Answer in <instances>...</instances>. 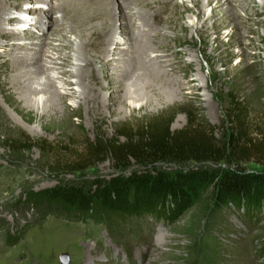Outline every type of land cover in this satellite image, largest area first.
<instances>
[{"label": "rangeland", "instance_id": "1", "mask_svg": "<svg viewBox=\"0 0 264 264\" xmlns=\"http://www.w3.org/2000/svg\"><path fill=\"white\" fill-rule=\"evenodd\" d=\"M207 1L171 0L174 6H168L165 12L154 17L155 22L159 17H169L172 22L167 25L154 23L152 10L140 9L145 3L143 0L139 1L141 6L134 2L130 6L149 15L147 24L150 28L158 27L168 34L169 48L153 56L161 57L170 65L168 70L173 78L189 81L197 89L193 95L189 96L190 91H187L164 99L161 105L137 108L132 112L126 109L111 116L105 113L102 117L88 113L84 104L79 105L70 99L65 102L70 111L63 122L59 125L55 120L50 125L45 120L42 128L36 112H27L21 106L14 108L0 94V264H264V211L250 208L244 214L235 206L214 204L209 192L170 224L148 216L109 220L97 207L92 215H80L55 202L32 200L29 195L58 185H80L86 189L94 179H108L120 171L111 157L90 161V168L79 171L65 166L63 158L71 152L72 144L81 148L83 142L116 138L121 126L141 125L172 113L176 114L171 130L181 129L192 116L220 127L227 122L232 101H237L246 110L250 136L260 139L257 133L264 127V42H258L257 38L264 39V28L253 25V31L257 33H250L249 38L255 40L256 49L245 47L249 55L239 56L240 47L233 45L228 56L222 51L237 40V34L231 39L226 37L231 27L221 25L220 21L216 22L220 31H214L207 18L215 2L208 5ZM18 2L11 0L5 6L18 5ZM46 2L50 7L39 12L46 14L41 20V24H45L41 27L45 42L53 41L46 39V35L57 25L54 19L58 22L57 29H63L60 26L63 18L52 8L55 1ZM240 4H246L253 15L262 14L254 20H264V0H234L232 6L238 16L244 18L246 13L237 7ZM33 5V0L27 1L17 7V14H8L7 17H18L20 9L28 11ZM224 9L218 8L219 16ZM138 16L137 11L128 21L117 17L113 26L112 50L116 44L126 51L130 41L123 44L127 38L122 31L125 27L138 30L137 26L142 24ZM25 19L32 22L28 16ZM166 26L171 29L167 30ZM199 29L202 32L199 33ZM28 31L30 29L25 28L19 43L30 39L27 35L31 32L26 33ZM157 34L154 30L153 35L160 39ZM214 39H219L223 46L216 52L212 51L217 45ZM243 42L248 44L249 40ZM4 45V42L0 43V47ZM64 51V54L69 53L70 47L65 46ZM110 60L111 54L105 60L101 58L95 66L100 75L110 74L106 67ZM113 94L111 91L106 94L107 103L117 106ZM221 133L219 130L216 136ZM22 136H28L34 142L66 147V151L50 152L45 147L16 151L7 146V140L21 139ZM119 140L123 141V137ZM257 162L253 157L239 165L247 171H263L264 167ZM204 165L215 167L209 163ZM190 166L193 164H156L157 168L169 172ZM135 168L139 167L134 166L125 172ZM62 256L66 257L65 262H62Z\"/></svg>", "mask_w": 264, "mask_h": 264}, {"label": "bare ground", "instance_id": "2", "mask_svg": "<svg viewBox=\"0 0 264 264\" xmlns=\"http://www.w3.org/2000/svg\"><path fill=\"white\" fill-rule=\"evenodd\" d=\"M10 1L0 0V43H5L0 47V94L14 108L21 106L27 112H36L42 128L45 120L50 125L55 120L59 125L63 122L70 111L65 102L70 99L79 105L84 104L88 113L102 117L105 113L111 116L126 109L132 112L137 108L161 105L170 96L183 95L187 91H190V96L197 91L189 81L173 78L171 70H168L170 65L161 57L153 56L161 50L166 52L169 37L163 29L150 28L147 24L149 15L145 12L130 8L133 2L141 6L139 1L142 0H54L52 8L63 18L60 25L63 29H57L58 22L54 19L57 25L46 35V39L53 41L46 42L41 28L45 25L41 20L46 14L39 13L50 7L46 0H33L34 5L39 3L41 7L33 5L28 11L20 9L19 14L22 15L18 17H7L8 14H17V7L31 0H19L18 5L6 7ZM143 1L145 3L140 9L152 10L154 23L167 25L172 22L169 17H159L158 22L154 20L155 15L165 12L168 6H174L171 0L167 3L165 1L168 0ZM232 2L234 0H208V5H214L207 20L212 22L216 33L220 31L217 21L231 27L226 37L231 39L233 34H237L238 38L222 52L229 56V49L236 45L240 47L239 56L243 57L249 55L245 47L256 49L255 40L249 38V34L257 33L253 31V25L264 28V20H254L262 14L253 15L246 4L237 5L246 13L244 18H240ZM220 7L225 8L221 16L218 12ZM137 11L142 20L138 30L125 27L122 31L127 38L123 44L130 41L126 51L123 52L116 44L112 50L113 26L117 17L128 21ZM25 16L32 22L28 23ZM25 28L30 29L26 32H31L27 35L30 39L19 43ZM154 30L158 36L160 34V39L153 35ZM197 31L200 33L202 29ZM245 39L249 40L248 44L243 42ZM215 41L217 45L212 48L213 52L223 48L219 39ZM257 41L264 42V39L258 37ZM65 46L70 47L67 54H64ZM32 49L35 52H30ZM110 54L111 60L106 65L110 74L100 75L95 66ZM110 91L114 93L117 106L107 103L106 94Z\"/></svg>", "mask_w": 264, "mask_h": 264}, {"label": "trees", "instance_id": "3", "mask_svg": "<svg viewBox=\"0 0 264 264\" xmlns=\"http://www.w3.org/2000/svg\"><path fill=\"white\" fill-rule=\"evenodd\" d=\"M175 114L121 126L116 138L83 142L81 148L72 144L71 152L63 158L71 170L88 169L90 161L111 157L120 171L108 179L92 180L86 189L58 185L30 193V199L55 202L80 215H92L97 207L109 220L148 216L164 224L176 221L207 192L214 204L235 206L244 214L250 208L264 211V170L247 171L239 165L255 157L264 167V127L258 130L260 139H253L246 110L237 101H232L227 122L220 127L192 116L184 127L171 130ZM219 130L222 133L217 137ZM7 146L16 151L32 147L66 151V147L34 142L28 136L9 139ZM187 163L193 166L175 172L156 167ZM208 163L215 167L204 165ZM134 166L139 168L125 172Z\"/></svg>", "mask_w": 264, "mask_h": 264}, {"label": "water", "instance_id": "4", "mask_svg": "<svg viewBox=\"0 0 264 264\" xmlns=\"http://www.w3.org/2000/svg\"><path fill=\"white\" fill-rule=\"evenodd\" d=\"M61 260H62V262H65L66 261V257L62 256Z\"/></svg>", "mask_w": 264, "mask_h": 264}]
</instances>
